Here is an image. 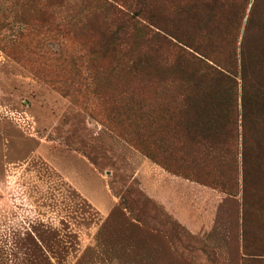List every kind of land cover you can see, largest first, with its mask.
Here are the masks:
<instances>
[{"label":"rangeland","instance_id":"374dc122","mask_svg":"<svg viewBox=\"0 0 264 264\" xmlns=\"http://www.w3.org/2000/svg\"><path fill=\"white\" fill-rule=\"evenodd\" d=\"M0 264H264V0H0Z\"/></svg>","mask_w":264,"mask_h":264},{"label":"crops","instance_id":"0c3cea01","mask_svg":"<svg viewBox=\"0 0 264 264\" xmlns=\"http://www.w3.org/2000/svg\"><path fill=\"white\" fill-rule=\"evenodd\" d=\"M207 192L209 193L208 195L213 196V191L207 189ZM201 206L202 211L200 212H197L195 209L192 212L190 209L187 210L182 207H179L177 211L180 215V219L191 231H193V233H205L206 230L209 232L213 229V202L211 204L204 203ZM203 211L205 215H203Z\"/></svg>","mask_w":264,"mask_h":264},{"label":"trees","instance_id":"16d2710c","mask_svg":"<svg viewBox=\"0 0 264 264\" xmlns=\"http://www.w3.org/2000/svg\"><path fill=\"white\" fill-rule=\"evenodd\" d=\"M116 32V31H115ZM114 32V33H115ZM216 70V73H220L221 72V70H217V69H215ZM243 168H244V180L246 179V175H245V172L246 171H248V165H247V163H246V159L245 158H243ZM245 182V181H244ZM245 192H246V189L244 188V194H245ZM244 197V196H243Z\"/></svg>","mask_w":264,"mask_h":264}]
</instances>
